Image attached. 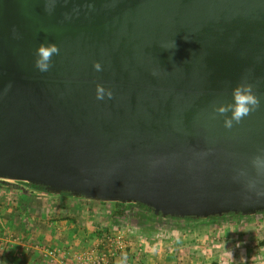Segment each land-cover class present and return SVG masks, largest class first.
<instances>
[{"label":"water","instance_id":"95a60500","mask_svg":"<svg viewBox=\"0 0 264 264\" xmlns=\"http://www.w3.org/2000/svg\"><path fill=\"white\" fill-rule=\"evenodd\" d=\"M244 78L261 107L227 129L216 109ZM261 152L264 0H0V179L164 217L251 216Z\"/></svg>","mask_w":264,"mask_h":264},{"label":"rangeland","instance_id":"374dc122","mask_svg":"<svg viewBox=\"0 0 264 264\" xmlns=\"http://www.w3.org/2000/svg\"><path fill=\"white\" fill-rule=\"evenodd\" d=\"M3 181L18 183L6 179ZM2 202L5 203L4 200ZM52 203L53 207L48 210L43 209L42 205L35 206L38 215L44 214L43 219L32 217L30 208L25 215L28 222L19 219L18 214L17 220H12L14 222L9 223L5 218L4 222H0V264H46L43 251L49 247L60 251L64 264H78L77 255L81 249L99 241L100 235L95 228L106 226L115 230L124 225L135 227L144 239L152 243L148 252L133 264H163L167 261L169 264H186L183 256L197 259L199 255L198 259L202 258L205 264H264V246L259 245L264 239V212L251 216L193 220L189 225L181 226L180 220L161 219L136 206L118 202L59 195ZM123 209L124 213L121 212ZM1 210L5 211L2 207ZM133 214L148 217L146 220L141 217L132 220ZM169 227L175 229L170 233L172 239L165 241ZM138 241L140 243L141 239L134 242ZM165 248L173 251L168 258L155 256L156 251ZM234 251L238 256H233ZM183 252L188 253L187 256ZM227 253L231 254V258L225 255ZM106 258H109L108 264H117V257Z\"/></svg>","mask_w":264,"mask_h":264},{"label":"built area","instance_id":"2783aa9c","mask_svg":"<svg viewBox=\"0 0 264 264\" xmlns=\"http://www.w3.org/2000/svg\"><path fill=\"white\" fill-rule=\"evenodd\" d=\"M161 218L165 219L164 216ZM95 231L100 235L99 241L81 249L77 255L78 264H108L109 258L106 257H117V264H133L152 247V243L132 226L124 225L115 230L101 226L95 228ZM133 239H141V242L135 243ZM43 255L46 264H64L60 251L55 247L45 248Z\"/></svg>","mask_w":264,"mask_h":264},{"label":"clouds","instance_id":"9594fccd","mask_svg":"<svg viewBox=\"0 0 264 264\" xmlns=\"http://www.w3.org/2000/svg\"><path fill=\"white\" fill-rule=\"evenodd\" d=\"M59 47L56 44H41L37 49L36 67L41 72H46L51 67L53 55L59 54ZM96 70L101 69V65L96 63L94 65ZM255 85L247 81V78L232 89L233 103L228 105H221L216 109L220 114H225L231 111V117L225 119L224 126L231 129L236 124L241 123L245 117L251 115L261 107V97L255 92ZM105 88L102 85H97V99L103 100L105 96ZM107 96L112 97L111 91H107ZM251 166L255 170L256 179L252 180L250 186L255 187L259 183H264V152L254 155L251 158ZM241 175H246L241 172Z\"/></svg>","mask_w":264,"mask_h":264},{"label":"crops","instance_id":"0c3cea01","mask_svg":"<svg viewBox=\"0 0 264 264\" xmlns=\"http://www.w3.org/2000/svg\"><path fill=\"white\" fill-rule=\"evenodd\" d=\"M58 197H59V195L46 194V193H42V192H34L33 194H30V193H26V192H23L22 190H18V189L17 190H14V189L11 190V189L0 187V222H2V221L4 222V218L7 219L9 223L14 222L12 220H17V214H18L19 219L21 218L23 221L28 222V219L26 218L25 215H26V211H29L30 208H32V217L36 216L35 218H38V219L42 218L43 219L44 214L41 216L38 215V212H36L37 207H35V206L36 205L37 206L42 205L43 209L48 210L51 207H53L52 206L53 205L52 200L54 198H58ZM2 200H4L5 203H3ZM9 200L12 201V203H13L12 205H10L11 202ZM43 200H45V202ZM38 202H40V203L38 204ZM1 207L3 209H5V211H2ZM196 220H205V219L202 218V219H196ZM180 221L182 224L181 226H184V225L187 226L190 224V222H193V220H189V219H182ZM186 228H189V227H186ZM173 229H175V228L169 227L168 231H166L167 233H165V234H167V235H165V239H164L165 241H169L172 239L170 233ZM184 236H185V234L183 235V237H181V239L184 238ZM151 251L152 250H150V252ZM172 252L173 251L171 249L166 250V248H165V250L156 251L154 254H155V256L158 255L159 258L163 257L165 259V258H168V255H171ZM183 254H185V256H187L188 253L183 252ZM232 254H233V256L234 255L238 256L235 251ZM225 255H228L231 258L230 253H227ZM198 257H200V255L197 256V259H198ZM241 257H242V255H241ZM182 259H184L183 262L186 264H205L204 261L202 260V258H199L197 260L196 257L187 256V258H185L183 256ZM24 261H25V259L23 260V262ZM21 264H22V262H21ZM163 264H169V261L164 262ZM218 264H226V263L220 262ZM260 264H263V263L261 262Z\"/></svg>","mask_w":264,"mask_h":264},{"label":"trees","instance_id":"16d2710c","mask_svg":"<svg viewBox=\"0 0 264 264\" xmlns=\"http://www.w3.org/2000/svg\"><path fill=\"white\" fill-rule=\"evenodd\" d=\"M0 187L1 188L11 189V190H13V189L14 190H17V189L21 190L22 189V190H24V192L30 193V194H33L34 192H42V193L50 194L46 190V188L44 186H42V185H37V184H33V183H29V182H23V181H18V183L15 184V183H8L7 181H3V180L0 179ZM26 187H29V189H27ZM60 196L74 197L69 192L61 193ZM118 203L119 204H124L126 206H130V205L136 206V207H138L141 210H145L148 214H151L152 216H159V215H156L154 213V211H153V209L151 207H149V206H147V205H145L143 203H140V202H137V203H122V202H118ZM124 208H126V207H124ZM121 212L124 213L125 212L124 209ZM261 212H264V211H261ZM258 213H260V212H258ZM237 215L244 216L242 214H235V213L231 212V213H226V214H224L222 216H215V217L221 218V217H225V216H237ZM138 217H141L142 219L146 220L148 215L133 214V217H132L133 219L132 220H136ZM160 217H161V215H160ZM166 217H165V219L171 218L172 220H182V219L196 220V218L193 217V216L177 217V218L176 217H171V216L170 217L166 216ZM215 217L211 216L209 218H215ZM200 219H202V218H200ZM173 226H176V225H173ZM259 245L264 246V239L259 242Z\"/></svg>","mask_w":264,"mask_h":264},{"label":"bare ground","instance_id":"6f19581e","mask_svg":"<svg viewBox=\"0 0 264 264\" xmlns=\"http://www.w3.org/2000/svg\"><path fill=\"white\" fill-rule=\"evenodd\" d=\"M14 181V180H13ZM15 183V182H14ZM48 193V192H47ZM138 205V204H137ZM141 208V207H140ZM159 217H160V215H159ZM166 217V216H165ZM170 217V216H169ZM167 218V217H166ZM177 218V217H176ZM161 219H163V218H161ZM2 228V227H1ZM4 232V231H3Z\"/></svg>","mask_w":264,"mask_h":264}]
</instances>
